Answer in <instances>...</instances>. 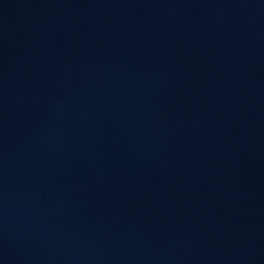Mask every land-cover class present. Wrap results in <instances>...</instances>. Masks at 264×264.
<instances>
[{
  "label": "water",
  "instance_id": "95a60500",
  "mask_svg": "<svg viewBox=\"0 0 264 264\" xmlns=\"http://www.w3.org/2000/svg\"><path fill=\"white\" fill-rule=\"evenodd\" d=\"M0 264H264V0H0Z\"/></svg>",
  "mask_w": 264,
  "mask_h": 264
}]
</instances>
